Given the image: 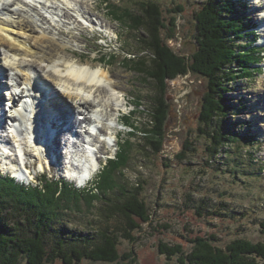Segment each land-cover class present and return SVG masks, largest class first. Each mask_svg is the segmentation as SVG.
I'll return each instance as SVG.
<instances>
[{"label": "rangeland", "instance_id": "rangeland-1", "mask_svg": "<svg viewBox=\"0 0 264 264\" xmlns=\"http://www.w3.org/2000/svg\"><path fill=\"white\" fill-rule=\"evenodd\" d=\"M55 1L60 7L55 6L53 12L48 13L36 6L39 0H30L17 7L24 9L25 14H30L32 19L36 17V21L39 18L37 24L45 28L56 41L64 43L69 50L74 51L75 55L84 61H96L111 73H115V75L112 73L113 76L119 75L118 79L125 87L122 94L127 103L124 108L120 107L114 112L117 120L110 121L119 122L117 125L126 123L132 126L130 129L120 125L123 130L121 135L116 136L117 141L119 140L117 142L119 152L116 148L110 153V157H113L122 149L125 153L123 159L115 163L111 172L110 168L102 170L104 174L99 180L95 177L94 184L87 186L88 190L79 188L81 196L76 199L79 207L72 205V209H63L64 215H68L64 220L69 227L86 228L98 206L105 205L104 193L108 194L137 184L141 187V197L150 215V220L140 224V229L134 232V241L126 239L120 241V257L116 262L84 260L79 264H190L182 259L181 255L168 258L160 254L159 242L169 245L180 244L183 251L189 253L193 246L190 239L196 236L209 238L223 249L237 238L246 239L254 244L264 242V95L259 94L264 80V59L256 65L251 63L264 55V52H260L264 51V46L256 47L264 37L254 42L255 52H252L254 49L250 43L253 33L261 32L264 25L260 27L261 29L253 28V31L249 26L252 22H257L254 13L257 14L259 23L261 22L258 12L261 11L259 5L263 6L264 0H231L234 3V13L226 11L228 16L234 14L239 17L242 33L238 34L241 38L238 43L247 47V54L253 55L251 57L243 55L241 62L237 60L236 67L230 68L232 82L228 92L220 94V98L223 97L225 116L219 128L224 137L229 136V140L219 146L216 155L213 156L212 139L205 133L206 127L200 123L203 102L208 92V78L189 69L184 74L166 76L164 87L163 82L158 85L147 75L149 64L146 59H149V52L140 53L148 34L143 29L131 28L137 27L142 18L139 13V8L144 7L141 5L142 2L157 3L164 18V26H168L161 27L162 40L177 55L184 58L188 66L195 65V59L203 50L205 40L197 41L202 39V33L198 32L194 15L203 7L205 0H74V2L70 0L73 8L70 5L66 6L69 10L64 9L67 5L65 0ZM73 5H76V8ZM75 10L79 11V14L75 13ZM42 12L48 17V21L42 17ZM80 18H85L92 30L87 28L89 27L87 24L81 23ZM42 21L45 22L43 25ZM171 21H174L172 25ZM94 32L106 35L109 44L96 40ZM262 33L264 36V32ZM0 55V64L3 66L4 56L1 53ZM143 55L147 58L145 59ZM33 61L34 65L39 63L34 58ZM132 68H143V74L133 71ZM1 76L13 91L15 82L7 75ZM41 77L50 84L46 86L50 88V95H54L53 100L56 103L53 104L60 105L57 95L58 92H63L66 86L59 82L53 83L45 73H41ZM9 87H4L5 98L9 97ZM159 87L162 92L164 88L165 105L162 108L161 121L156 124V127L159 124V128H156L155 136L153 133L145 132L144 128H150L155 123L151 118L158 116L156 109L160 104L153 101L152 95L155 93L152 89ZM22 90H26V85L18 88L19 93ZM62 100L66 103L64 97ZM53 109L57 110L54 107ZM120 110L123 112L120 113ZM145 123L148 124L144 126ZM108 126L103 127L109 129ZM111 136L114 139V136ZM154 138L160 143L159 151H153L148 145ZM36 142L35 138L33 141L32 139L22 141L19 150L27 151L25 158H22L23 161L34 163L37 156L41 167L44 163L42 156L32 150L39 151L40 146L42 147V144L38 146ZM17 144L13 134L9 146L17 148ZM5 160L9 161L8 157ZM37 170L39 167H35L36 173L39 172ZM47 173L48 177L55 175L67 181L64 175L65 173L70 175L68 169L59 165L51 172L47 170ZM4 175L5 169L0 163V179H3ZM14 182L18 184L15 185L19 190L18 194L32 196L30 190L23 187L30 186V182ZM201 199L208 202L209 209L223 212V216H198L193 207L198 205ZM43 202L50 208L47 200L43 199ZM59 204L63 205L64 202ZM227 211H230L229 217ZM225 213L227 216H224ZM52 264L62 262L57 260Z\"/></svg>", "mask_w": 264, "mask_h": 264}, {"label": "trees", "instance_id": "trees-1", "mask_svg": "<svg viewBox=\"0 0 264 264\" xmlns=\"http://www.w3.org/2000/svg\"><path fill=\"white\" fill-rule=\"evenodd\" d=\"M141 5L144 7L139 8L142 16L140 20L138 19L139 25L131 28L143 29L148 34L140 51L144 54L149 52V59L143 55L149 64V71H152V73L148 71L147 75L151 76L158 85L163 82V87L166 76L184 74L189 69L196 73L200 72L199 74L208 78V92L203 102L200 123L206 127L205 133L212 139L211 156L216 155L217 148L229 140V136L224 137L219 131L222 118L225 116L223 97L220 98V94L224 95L228 92L232 82L230 68L236 67L235 63L237 60L240 63L243 55L249 57L253 55V53L247 54V47L238 43L241 41L238 34L242 33L239 17L226 14V11L234 13V3L231 0H205L203 7L196 11L194 17L197 29L202 33V39L197 41H205L203 45L199 42L203 50L200 48L202 51L195 59L196 64L191 66H188L184 58L177 55L162 40L161 27L168 26H164V18L158 4L147 1L142 2ZM241 21L244 23L242 18ZM172 22L174 21H171V25ZM253 42L250 40L254 49ZM252 52H255V49ZM260 62L259 58L251 63L256 65ZM132 70L143 74V68H132ZM157 89H152L155 93L152 97H154L153 101H158L160 104L156 109L158 116L151 118L155 123L150 128H144L145 132L148 131L155 136L156 128H159V124L157 127L156 124L161 121L162 108L165 105L164 88L163 92L160 87ZM147 124L145 123L144 126ZM158 144L160 143L155 138L148 143L153 151H159ZM121 152L116 154L117 160L109 161L104 169L110 168L109 172H111V168L123 159L125 153L122 149ZM1 179L0 264H52L57 260L62 264H79L84 260L116 262L120 257V241L122 239L134 241V232L140 229V224L150 220L139 184L111 191L108 194L104 193L105 205L98 206L94 217L89 221V226L73 228L67 225L64 218L68 215L65 216L62 210L72 209V205L79 207L76 199L81 196L80 189L65 181L57 182L44 177L38 186H23L30 190L29 193L33 197L22 196L18 194L16 182L9 177ZM43 199L50 203V208L45 206ZM60 202L64 204L60 205ZM193 208L200 217L205 215L216 217L224 214L209 209L205 199H201ZM227 212L228 216L226 213L224 216L229 217L230 211ZM190 242L193 244L192 249L189 253H185L180 244L169 245L161 241L159 253L168 258L181 255L182 259L190 264H264V242L254 244L246 239L237 238L225 249L215 245L211 239L201 236L190 239Z\"/></svg>", "mask_w": 264, "mask_h": 264}, {"label": "bare ground", "instance_id": "bare-ground-1", "mask_svg": "<svg viewBox=\"0 0 264 264\" xmlns=\"http://www.w3.org/2000/svg\"><path fill=\"white\" fill-rule=\"evenodd\" d=\"M25 1L29 2L30 0ZM19 2L21 0H0V53L4 56L3 66L0 64V73L11 77L17 85V89L24 84L28 87L32 85V88L36 87L42 89V91L37 94H31L32 101L38 99L37 101L40 105L37 108L38 106L31 103L33 110L39 109L36 116L38 123L36 122L35 124V114H33L34 119L32 121L23 122L17 118V113L20 111L17 103L22 97H25L24 91L21 93H18L17 90L11 91L9 84H5L0 75V132L5 128V124L7 126L5 128L7 130L5 137L0 133V157L3 160L8 157V160L15 162H11L12 169L17 168L15 172H19V167H24V163L28 162L22 159L25 158L26 152L23 149L19 150L22 140L18 139V135L15 134L16 132L19 133V131L15 129L13 124L19 123L17 124L18 127L25 128H22V132L25 136L27 135L23 138L25 142L30 139L29 135L31 134V137L37 140L38 146L42 144L39 151L36 149L32 150L42 156L45 165L47 164L46 166L51 170L59 165L68 169L69 174H71L73 169H78L79 171L83 169L88 172L89 166L84 162V157L87 153L85 148L80 149L81 151L84 149V152L80 153L78 157L76 155L77 152L71 154L70 149L71 151L73 148L77 149L76 145L78 143H87V140L85 141L87 131L84 127L87 125L92 130L95 128L94 124L96 123V120L92 119L91 115L101 112L104 117H110L109 121L117 120L114 112L120 107L124 108L127 103L125 102L124 94H122L125 91V87L121 80L118 79L119 75L113 76L115 73L112 72V74L103 65L94 60L84 61L83 58L75 55L74 51L69 50L64 43L56 41L45 28L37 24L38 20L36 21V17L32 19L33 17L30 14L26 15L22 8L16 7ZM47 2L51 4L48 5L45 2L43 6L47 7L51 12H53L55 6H59L55 0H47ZM65 2L67 5L64 4V9L69 5L72 7L71 4L74 0L72 2L65 0ZM39 3L41 4L42 2L39 1ZM36 6L41 8L42 4H37ZM73 6L76 8V5ZM68 8L67 10H69ZM32 11L35 10L33 9ZM78 12L75 10V13L79 14ZM42 22L41 24L43 25L45 22ZM26 58L30 61H27ZM33 58L39 63L34 65ZM24 73H26V76H24ZM31 73H34V75L32 76ZM41 73H45L53 83L59 82L66 86L64 87L65 90L58 92L57 95L60 105L53 104L56 101L53 100L54 95H50V88L48 87L50 84L42 79ZM7 86L9 87L8 91L11 92L9 99L12 101V106L8 107L9 114L5 118L3 112L8 113V111L4 108V101L7 99L3 93L4 89H6L4 87ZM30 90H25V93L28 92L30 94ZM259 94L264 95V80ZM62 97H64L66 103L62 100ZM52 104L53 106L49 108ZM53 107L57 110L55 111ZM28 117L30 119V115ZM7 118L14 122L9 123L8 120L6 121ZM82 118L84 120H81ZM87 122H90V124ZM118 123H114V126ZM63 127L64 129L61 130ZM27 128H31V133L29 132L30 130L26 132ZM48 128H51L49 130L53 132L49 138ZM101 131L105 133L107 129L102 127ZM13 134L16 142H18L17 148L9 146ZM75 136L78 142L75 141ZM105 140H108V138H105ZM1 142L4 143L1 144ZM104 153L106 154V152ZM11 156H14V158H11ZM34 162H37V160L35 159ZM44 163L41 165L42 168ZM29 164L32 165L33 163L29 162ZM74 178L81 179L82 176L78 175V177L74 176Z\"/></svg>", "mask_w": 264, "mask_h": 264}]
</instances>
